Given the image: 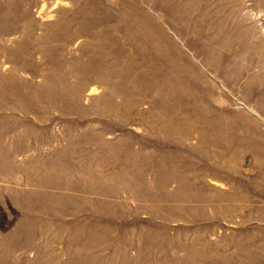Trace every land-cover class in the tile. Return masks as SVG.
I'll use <instances>...</instances> for the list:
<instances>
[{
	"label": "rangeland",
	"instance_id": "1",
	"mask_svg": "<svg viewBox=\"0 0 264 264\" xmlns=\"http://www.w3.org/2000/svg\"><path fill=\"white\" fill-rule=\"evenodd\" d=\"M246 143L264 0H0V264H264Z\"/></svg>",
	"mask_w": 264,
	"mask_h": 264
},
{
	"label": "crops",
	"instance_id": "2",
	"mask_svg": "<svg viewBox=\"0 0 264 264\" xmlns=\"http://www.w3.org/2000/svg\"><path fill=\"white\" fill-rule=\"evenodd\" d=\"M260 145V144H259ZM256 144V146L258 147L257 150L254 148L250 147L249 143L246 144H242V149H241V157H239V159L241 161H248L250 159H252L253 161L259 162V161H264V150H260L259 147H263L259 146ZM250 152H254L255 153V157L252 156V153ZM262 152V153H261ZM257 153V154H256ZM249 157V158H248ZM244 174H247L246 177H243L241 179L240 182H234L235 184H241L243 187H247L248 190L249 188H251V192H256L258 194H263L264 193V169L263 170H256V172H250L249 170L244 171ZM257 174V176L255 175ZM215 182L217 188H220V191H233L234 190V185L230 186L229 183L226 182V184H224L223 182H220L218 180L213 181ZM226 185V186H224ZM259 202V201H258ZM259 207L261 208V213H258V217L259 219L257 220V224L258 227H264V204L262 203L261 205H259ZM259 207L257 206L258 212L260 211ZM256 221H254V223H252L253 225L255 224Z\"/></svg>",
	"mask_w": 264,
	"mask_h": 264
}]
</instances>
